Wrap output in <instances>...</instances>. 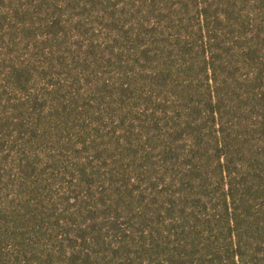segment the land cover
Listing matches in <instances>:
<instances>
[{
    "label": "trees",
    "instance_id": "1",
    "mask_svg": "<svg viewBox=\"0 0 264 264\" xmlns=\"http://www.w3.org/2000/svg\"><path fill=\"white\" fill-rule=\"evenodd\" d=\"M0 264H264V0H0Z\"/></svg>",
    "mask_w": 264,
    "mask_h": 264
}]
</instances>
